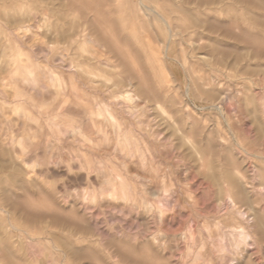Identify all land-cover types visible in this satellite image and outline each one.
Segmentation results:
<instances>
[{"label": "rangeland", "instance_id": "374dc122", "mask_svg": "<svg viewBox=\"0 0 264 264\" xmlns=\"http://www.w3.org/2000/svg\"><path fill=\"white\" fill-rule=\"evenodd\" d=\"M0 264H264V0H0Z\"/></svg>", "mask_w": 264, "mask_h": 264}, {"label": "bare ground", "instance_id": "6f19581e", "mask_svg": "<svg viewBox=\"0 0 264 264\" xmlns=\"http://www.w3.org/2000/svg\"><path fill=\"white\" fill-rule=\"evenodd\" d=\"M148 8V7H147ZM146 10V9H145ZM150 12H151V10H150ZM153 12V11H152ZM157 14V13H156ZM149 15V14H148ZM147 15V16H148ZM150 16V15H149ZM161 17H162V15H161ZM162 18H164V17H162ZM161 18V19H162ZM166 23H169L168 21H166ZM168 26V25H167ZM169 26H171V25H169ZM169 28V27H168ZM172 29V28H171ZM173 30V29H172ZM171 32V31H170ZM176 36V35H175ZM150 55H152V53L150 54ZM103 57V56H102ZM150 58V57H149ZM151 60H153L152 59V57L150 58ZM149 61V60H148ZM155 63V62H154ZM151 64V63H150ZM156 64V63H155ZM155 67V66H154ZM160 81V80H159ZM163 83V82H162ZM166 84V83H165ZM132 86V85H131ZM167 86V85H166ZM157 88V87H156ZM130 89V88H129ZM159 90H160V88H158ZM132 90V89H131ZM128 91V90H127ZM140 92V91H139ZM133 95V94H132ZM127 97L128 98H130L131 97V94H130V92H128L127 93ZM137 97V96H136ZM135 98V97H134ZM136 100V99H135ZM128 136V135H127ZM127 136L125 135V139L124 140H121L120 138H118V143L120 144V145H125V144H128L129 143V140H128V138H127ZM239 183V182H238Z\"/></svg>", "mask_w": 264, "mask_h": 264}]
</instances>
